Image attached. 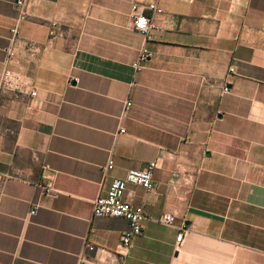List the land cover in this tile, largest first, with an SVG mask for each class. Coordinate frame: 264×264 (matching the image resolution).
I'll use <instances>...</instances> for the list:
<instances>
[{"label": "crops", "instance_id": "crops-1", "mask_svg": "<svg viewBox=\"0 0 264 264\" xmlns=\"http://www.w3.org/2000/svg\"><path fill=\"white\" fill-rule=\"evenodd\" d=\"M153 1L146 40L131 5ZM16 2L0 0V82L21 80L0 92V264H264V0H26V19ZM152 161L154 188L124 194L147 219L123 263L130 223L94 203Z\"/></svg>", "mask_w": 264, "mask_h": 264}, {"label": "built area", "instance_id": "built-area-1", "mask_svg": "<svg viewBox=\"0 0 264 264\" xmlns=\"http://www.w3.org/2000/svg\"><path fill=\"white\" fill-rule=\"evenodd\" d=\"M186 2H194L195 0H184ZM17 8L20 12V18L26 19L28 13L25 9L26 0H17ZM163 9L159 6L156 1L142 3V2H133L131 5L130 19L133 27L142 33L146 40L152 38V32L158 27L156 16L162 14ZM57 24L53 23L55 27ZM13 36L18 37L19 29L14 27L11 29ZM54 32V31H53ZM152 56V52L146 47L142 48L139 53V56L134 62V66L137 70L143 68L142 63ZM231 71H234V68H231ZM21 80L19 76L13 74L11 71H5L2 76V81L0 82V92L6 90H20ZM223 92L229 91V82H225L222 86ZM36 94V92H32ZM133 102L127 100L125 103V112L132 106ZM120 132H124L121 130ZM115 161L111 155L108 163L103 168L105 176L108 172L113 169ZM46 167H48L46 165ZM158 167L157 161H152L148 164L147 167L140 170H130L124 178H114L110 183L109 188L105 194H100V196L95 200L94 203V216L103 217V216H113V217H124L129 223V230L124 232L120 238V245L123 248L121 253V261L124 263L127 260L129 250L132 247L133 239L135 236L141 234L144 229V221L147 219V215L142 206H137L132 204L130 201L124 198L125 191L128 184L140 185L146 190H152L155 186L154 171ZM39 186L42 188L45 194H50L55 197L59 195V190L54 186L52 182L40 183ZM39 206L36 204L30 211V214H35ZM162 221L166 224H173L175 221V216L172 213H166L162 217ZM184 230H181L177 236V243L181 245V240L184 236ZM86 246L93 250L95 246L93 244H86Z\"/></svg>", "mask_w": 264, "mask_h": 264}]
</instances>
